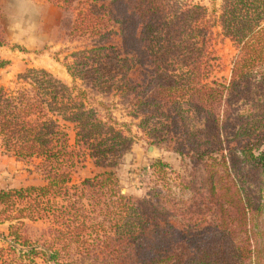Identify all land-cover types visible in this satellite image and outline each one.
Wrapping results in <instances>:
<instances>
[{
    "label": "trees",
    "instance_id": "obj_1",
    "mask_svg": "<svg viewBox=\"0 0 264 264\" xmlns=\"http://www.w3.org/2000/svg\"><path fill=\"white\" fill-rule=\"evenodd\" d=\"M48 1L74 14L67 36L88 43L67 65L72 84L29 68L14 89L0 87L1 149L38 161L44 181L0 190V224H10L0 264H251L264 251L249 185L264 172V0H221L214 19L195 0ZM215 27L237 50L227 84L208 82ZM120 105L152 144L174 143L202 173L195 212L212 216L206 226L180 231L122 193L117 169L134 138ZM88 158L102 172L74 183ZM27 221L48 225L44 247Z\"/></svg>",
    "mask_w": 264,
    "mask_h": 264
},
{
    "label": "rangeland",
    "instance_id": "obj_2",
    "mask_svg": "<svg viewBox=\"0 0 264 264\" xmlns=\"http://www.w3.org/2000/svg\"><path fill=\"white\" fill-rule=\"evenodd\" d=\"M195 3L206 6L211 19L216 17L221 6V0H195ZM73 17L74 14L63 12L48 0H0V23L7 41L0 50V57L9 62L6 68L0 69V87L14 89L18 74L29 68L45 69L63 82L72 84L67 65L71 62L72 53L88 43L84 40L73 41L67 36L64 26ZM213 32V51L217 60L208 82L227 84L237 50L221 34L220 28L215 27ZM114 114L120 122L127 124L130 130L128 135L134 138L131 150L123 156L117 169L122 193L140 202H151L180 231L196 220L206 226L212 216L195 212L200 199L197 191L202 189V173L193 175L191 162L176 152L177 145L174 143L152 144V140L147 139L140 130V120L129 116L125 106L120 105ZM156 161H162L167 168H159L155 172L151 166ZM35 163L38 161L29 163L17 160L5 153L0 145V190L44 184ZM100 172L102 169L88 158L78 164L73 182L79 184ZM253 176L249 183L250 192L259 211L252 222V232L256 234V247L261 250L264 246V172L259 171ZM190 183L195 189L188 188ZM9 225L0 224L1 245L7 242L4 236L8 234ZM47 227L43 222L27 221V232L38 247H44L48 240ZM183 235L189 238L186 232ZM178 237L182 239L183 236L178 233ZM251 264H264V251Z\"/></svg>",
    "mask_w": 264,
    "mask_h": 264
}]
</instances>
